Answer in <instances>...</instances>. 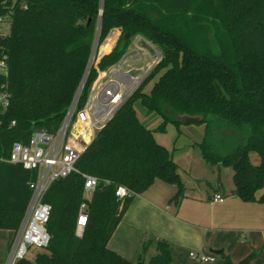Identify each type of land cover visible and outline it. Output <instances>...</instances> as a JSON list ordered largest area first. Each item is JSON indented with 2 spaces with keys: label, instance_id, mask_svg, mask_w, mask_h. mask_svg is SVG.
I'll return each instance as SVG.
<instances>
[{
  "label": "trees",
  "instance_id": "16d2710c",
  "mask_svg": "<svg viewBox=\"0 0 264 264\" xmlns=\"http://www.w3.org/2000/svg\"><path fill=\"white\" fill-rule=\"evenodd\" d=\"M9 15V32L0 36V57L8 66L0 83L10 93L9 105L0 109L3 158L13 143H27L35 130L58 129L84 78L96 34L97 51L104 54L97 63L100 70L117 63L137 34L161 54L82 153L78 172L48 187L42 200L51 205L45 225L49 243L33 259L15 264H145L146 241L134 260L110 249V237L133 197L155 180L176 187L175 202L184 188L178 164L141 122L136 102L162 118L158 130L167 122L181 123L178 114L203 115L204 133L196 145L205 162L230 167L232 194L264 204V0H0V17ZM114 28L121 33L108 52L113 38L107 36ZM157 73L145 92L144 84ZM96 75L91 65L78 107ZM250 153L258 154L259 163L251 161ZM81 173L96 176L99 183L83 235L77 237ZM34 178V171L0 161V229L17 230ZM121 186L133 195L119 199ZM155 242L146 264H171L173 244L163 238ZM256 255L252 251L238 264ZM222 257V264H233Z\"/></svg>",
  "mask_w": 264,
  "mask_h": 264
},
{
  "label": "built area",
  "instance_id": "2783aa9c",
  "mask_svg": "<svg viewBox=\"0 0 264 264\" xmlns=\"http://www.w3.org/2000/svg\"><path fill=\"white\" fill-rule=\"evenodd\" d=\"M9 29L10 15L4 18L0 17V36L6 35ZM131 42L136 49L125 52L117 63L104 70L97 67L100 55L99 52L97 54L94 43L86 71L91 65H94L97 75L83 105L78 107L80 85L62 123L54 133L35 130L27 143H13L8 157H0L2 162L20 164L23 168L35 172V178L28 182L31 197L22 224L9 249L6 264H15L18 260L26 257L29 246L47 247L50 235L45 225L50 216L51 205L43 202L44 193L55 180L78 172L75 165L82 153L95 139L98 131L112 119L119 107L161 59L159 50L141 35H134ZM142 42H145L149 48L143 47ZM130 53L133 55L131 61L137 65L134 63L125 64ZM7 70L5 56L0 57V77H5ZM9 98L10 93L5 83L1 82L0 109H5L9 105ZM81 176L83 178L82 200L78 207L74 231L77 237L83 235L89 215L88 204L99 183V179L94 175L81 173ZM131 195L133 193L129 189L124 186L119 187V199ZM223 198L220 194H214L211 200L221 202ZM189 256L201 263L215 260L214 255L192 251L189 252Z\"/></svg>",
  "mask_w": 264,
  "mask_h": 264
},
{
  "label": "crops",
  "instance_id": "0c3cea01",
  "mask_svg": "<svg viewBox=\"0 0 264 264\" xmlns=\"http://www.w3.org/2000/svg\"><path fill=\"white\" fill-rule=\"evenodd\" d=\"M120 33V28L110 31L107 38L111 36L113 42L108 52ZM135 49L130 42L126 52ZM221 168L210 191H184L179 202L171 200L176 192L174 185L168 187L155 180L148 189L133 197L108 241L109 248L136 260L141 241H146L148 248L142 255L146 264L155 254V239L163 238L173 244L171 264H222V254L238 264L252 251L257 255L248 264H264V204L244 202L232 194V171L226 178ZM214 194L222 195L223 201H212ZM214 250L222 252L218 256ZM191 251L214 255L215 260L201 263L189 256ZM2 254L0 264L5 259V252Z\"/></svg>",
  "mask_w": 264,
  "mask_h": 264
},
{
  "label": "rangeland",
  "instance_id": "374dc122",
  "mask_svg": "<svg viewBox=\"0 0 264 264\" xmlns=\"http://www.w3.org/2000/svg\"><path fill=\"white\" fill-rule=\"evenodd\" d=\"M94 43L97 49V46H96L97 39L94 41ZM98 52L99 51H97V54ZM132 57L133 55L132 53H130V56L126 58L127 62L125 64H133L134 62L131 61ZM88 71H86L83 82H81L82 84H80L81 90L83 88L85 79L88 75ZM135 74H138V72H135ZM158 76H159L158 73L154 74L144 84L143 90L145 92L149 91L153 83L158 79ZM90 87L88 88V92H89ZM131 95L127 99H129ZM134 107H135L136 113L139 119L141 120V122L147 128L153 130L155 140L159 144L165 146L168 149V151L172 154L173 160L178 164L179 174H180V178L183 183L184 191L185 192H197V191H204V190L210 191L214 187V184H215L213 180H215L216 177L218 176V173H219L218 168L212 167L210 164H207L205 162V160L203 159L200 153L198 146L196 145V143L202 139L205 124L204 123L176 124L173 122H167L163 130H158V127L162 122V118L159 115L155 113H147L145 109H143L141 105L137 102L135 103ZM250 159L254 164L259 163V156L256 153H250ZM221 171H222L223 176L227 178L229 176V171H231V168L228 166H222ZM160 183L164 184V182L162 181ZM164 185L168 187L172 186L166 183ZM22 221H23V218L19 224V227L17 228L15 232L12 230L0 229V256L2 257L3 251L5 252V259L2 262V264H6L8 254H9V249L12 247V243L22 224ZM40 251H41V248L39 247L29 246L27 254H26V258L32 259L34 258L36 253Z\"/></svg>",
  "mask_w": 264,
  "mask_h": 264
},
{
  "label": "water",
  "instance_id": "95a60500",
  "mask_svg": "<svg viewBox=\"0 0 264 264\" xmlns=\"http://www.w3.org/2000/svg\"><path fill=\"white\" fill-rule=\"evenodd\" d=\"M100 14H101V11H100ZM129 36V33H126L125 34V38H127ZM98 37V34H96V38ZM96 40V39H95ZM143 47L145 48H149V46L145 43V42H142L141 43ZM95 47V46H94ZM104 55V54H103ZM103 55H100V58L103 56ZM176 119L181 122V123H202L203 120H204V117L203 115L201 114H195V115H190V114H187V113H181V114H178L176 116ZM215 255H220L222 250H214L212 251Z\"/></svg>",
  "mask_w": 264,
  "mask_h": 264
}]
</instances>
